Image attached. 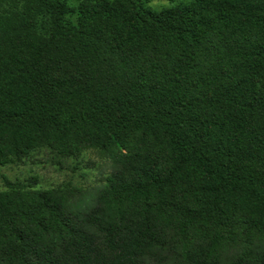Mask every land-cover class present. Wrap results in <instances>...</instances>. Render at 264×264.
<instances>
[{"label":"trees","instance_id":"16d2710c","mask_svg":"<svg viewBox=\"0 0 264 264\" xmlns=\"http://www.w3.org/2000/svg\"><path fill=\"white\" fill-rule=\"evenodd\" d=\"M0 0V166L86 151L93 193L0 191V264H264V0Z\"/></svg>","mask_w":264,"mask_h":264},{"label":"rangeland","instance_id":"374dc122","mask_svg":"<svg viewBox=\"0 0 264 264\" xmlns=\"http://www.w3.org/2000/svg\"><path fill=\"white\" fill-rule=\"evenodd\" d=\"M193 0H136L143 7L160 11L165 7ZM68 7L63 18L76 24L80 13L77 1H67ZM113 172L111 160L97 152L86 151L77 158L66 159L62 165L56 163L50 150H34L30 156L18 165L0 166V191L6 190L5 180L21 183L31 189H50L55 187H74L83 193H93L106 183Z\"/></svg>","mask_w":264,"mask_h":264}]
</instances>
